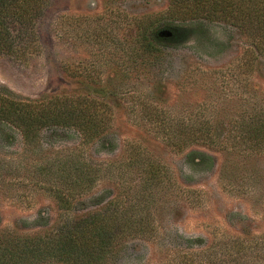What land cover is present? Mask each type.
Listing matches in <instances>:
<instances>
[{
    "label": "rangeland",
    "instance_id": "1",
    "mask_svg": "<svg viewBox=\"0 0 264 264\" xmlns=\"http://www.w3.org/2000/svg\"><path fill=\"white\" fill-rule=\"evenodd\" d=\"M24 1L5 0L4 16L0 17L3 35L15 49L0 50V87L22 98L39 99L58 89L106 98L107 86L115 82V64H100L98 47L84 41V36L106 28L127 44L138 20L146 16L161 24L171 20L163 14L171 0H42L40 11L35 10L33 0ZM204 22L206 32L196 25L189 28L187 41L178 48L166 47L161 68L150 69V74L133 73L131 78L140 77L142 84L126 81L137 83L139 101L157 103L161 114L172 119L197 114L225 123L253 114L256 105L264 103V54H251L253 39L229 18ZM22 43L25 50L20 49ZM61 65L83 73L100 72L104 80L108 77V83L102 82L106 94H100L88 79L67 74ZM159 80L161 84L155 83ZM241 95H250L252 100ZM107 101L114 150L103 149L96 140L84 143L72 128L41 127L28 143L15 127L0 125V231L42 233L66 215L72 216L73 212L66 214L59 208L45 188L47 183L33 176L35 167L76 152L78 157L101 161L106 168V161L126 160L127 145L132 143L165 167L173 194L163 206L159 198L160 211L153 214L158 235L151 239L128 237L113 264H173L178 247L196 252L194 260L203 262L242 264L248 260L249 264H264V151L246 158L200 144L176 151L149 129L139 101L135 105L111 98ZM204 103L213 104L211 112L206 109L201 114L199 106ZM221 133H227V128ZM190 149L205 152L209 162L188 163ZM138 175L132 166L126 174L127 183L134 185ZM109 185L106 176L99 178L74 200V208L91 206L90 198L95 195L105 199ZM180 186L191 189L187 197H192L193 203L177 195ZM112 187L114 192L119 190ZM84 210L75 211L76 215Z\"/></svg>",
    "mask_w": 264,
    "mask_h": 264
},
{
    "label": "trees",
    "instance_id": "2",
    "mask_svg": "<svg viewBox=\"0 0 264 264\" xmlns=\"http://www.w3.org/2000/svg\"><path fill=\"white\" fill-rule=\"evenodd\" d=\"M24 2L22 0V4ZM33 3L35 10L40 11L43 1L33 0ZM5 4V0H0V17L4 16ZM163 14L171 19L165 24L157 23L150 16L135 22L131 41L127 44L106 28L93 30L84 36V41L98 47L100 64H115V82L108 84L106 98L91 96L89 92L66 93L58 89L48 96L31 99L15 97L0 87V125L15 127L28 143L41 127L72 128L80 134L84 143L96 140L103 149L114 150L112 113L107 98L137 104V83L126 80L141 82L140 77L131 78L132 74H150V69L156 71L161 68L166 61V47L176 49L187 41L189 28L197 25L199 31L206 32L205 20L229 18L253 39L251 54H264V0H171ZM1 20L0 50L15 51L12 42L3 35L5 30ZM194 20L196 23H180ZM25 46L22 43L20 49L25 50ZM61 67L78 80L88 79L100 94H106V84L102 82L110 80L108 77L102 79L100 72L83 73L64 65ZM244 85L241 80V86ZM242 90L246 91L243 87ZM242 96L245 95L241 98L246 101L252 100L250 95ZM139 103L149 129L160 134L165 144L176 151L198 144L239 153L245 158L264 151V103L257 104L253 114L225 123L197 114H182L172 119L163 116L162 108L155 102L142 99ZM212 108V103L199 106L201 114L206 109L211 112ZM223 126L227 128V133H221V129L225 128ZM127 154L124 161L112 159L106 161L107 164L104 162L106 168L101 166V161L96 163L83 156L78 157L76 152L56 156L43 166L35 167L33 176L47 183L45 188L62 211L73 214L69 215L70 218L66 215L61 223L42 233L0 231V264H113L128 237L151 239L157 236L153 214L156 210L160 211L159 198L163 206V202L173 194L170 177L165 167L152 161L140 145L129 143ZM186 158L194 165L210 160L205 152L195 149H190ZM132 166L139 172V179L134 185L126 181V174L130 173ZM103 176L110 181L107 197L104 199L95 195L90 198L91 206L74 208V200L82 197ZM112 185L119 190L114 192ZM190 191L189 187L180 186L177 195L185 196L193 203L192 197H187ZM79 209L85 210L78 216L75 211ZM176 250L177 258L173 264H214L211 259L205 262L194 260L196 252H190L186 247ZM241 263L249 264L248 260Z\"/></svg>",
    "mask_w": 264,
    "mask_h": 264
}]
</instances>
